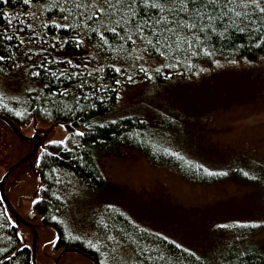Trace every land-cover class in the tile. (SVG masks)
<instances>
[{
    "label": "trees",
    "instance_id": "trees-1",
    "mask_svg": "<svg viewBox=\"0 0 264 264\" xmlns=\"http://www.w3.org/2000/svg\"><path fill=\"white\" fill-rule=\"evenodd\" d=\"M262 8L264 0H0V76L19 71L27 85L24 97L0 95V114L20 126L60 123L76 133L70 148L50 143L36 162L42 185L35 207L53 228L43 236H53L48 240L56 252L79 246L101 264L98 250L71 239L56 221L65 205L56 191L61 168L88 186L105 183L99 147L130 145L189 181L222 178L176 152L162 130L113 111L126 90L150 76L165 79L220 58L264 56ZM237 229L242 236L257 231ZM136 231L134 243L122 235L134 251L124 264H212L163 236ZM32 251L0 197V264H33ZM225 264H264V252L251 248Z\"/></svg>",
    "mask_w": 264,
    "mask_h": 264
},
{
    "label": "rangeland",
    "instance_id": "rangeland-1",
    "mask_svg": "<svg viewBox=\"0 0 264 264\" xmlns=\"http://www.w3.org/2000/svg\"><path fill=\"white\" fill-rule=\"evenodd\" d=\"M23 78L19 71L0 76V95L24 97ZM120 102L114 116L135 115L150 123L166 133L176 152L222 178L212 183L189 181L130 145L99 147L96 155L106 179L102 186H88L63 168L58 172L56 191L65 205L56 221L69 237L98 250L101 264H124L134 258L122 235L134 243L136 228L174 241L212 264H225L251 248L264 252V56L220 58L165 79L150 76L126 90ZM50 126L31 121L21 128L32 136L35 128L46 131ZM53 127L47 146L63 141L70 148L76 133L63 124ZM28 148V142L0 120V179ZM29 168V162L23 164L7 180V186H13L8 188L33 194V199L22 200L25 211L40 195L37 182L27 176ZM18 179L27 183L17 187ZM18 197L12 194L15 201ZM32 221L39 236L37 264H55L62 251L54 250V239L48 240L53 236H43L53 228L40 216ZM234 225L257 231L242 236ZM20 231L22 243L32 247V226L21 223ZM73 263L89 261L76 252L59 260Z\"/></svg>",
    "mask_w": 264,
    "mask_h": 264
},
{
    "label": "water",
    "instance_id": "water-1",
    "mask_svg": "<svg viewBox=\"0 0 264 264\" xmlns=\"http://www.w3.org/2000/svg\"><path fill=\"white\" fill-rule=\"evenodd\" d=\"M0 120L7 125V127L9 129H11L13 131V133L15 134L16 137H18V139H21L22 141H24V143L28 142L29 145V152L27 155H25L24 157L20 158L17 160L16 163L10 165L7 167L6 169V173L4 174V176L0 179V197L2 199L3 205H5L6 209H7V213H11L14 216L15 219V223L16 226L18 227V231L21 236V231H20V224L23 223L25 225L28 226H32L33 229V233L35 236L34 239V243L32 245L33 247V251H32V263L33 264H37V257H36V251H37V247H36V243H37V239H38V232L37 229L35 227V225H33V219H39V214L36 211H31L30 213H28L26 216L22 215L21 212L19 211V208H21L22 206V199L26 198V199H33V194H28V195H24V196H19V198H17L16 202L13 203L11 201V199L9 198L8 194H7V190L8 187H13L11 186H7V180L10 177V175H12V173H14V171L22 166L23 164L26 163H30V168L28 169L27 172V176L29 179L33 178L35 180V182H37V188L39 189L40 192V188H41V182H40V173L39 171H37L36 169V162H37V157H38V152H39V148L45 149V142L48 139V136L50 134V132L53 131L54 127L56 124H60V123H56V124H52L48 130L46 131H40V129H36V133L32 136H26L23 131L22 128H20V126L18 125V123L16 121H14L12 118L8 117L7 115H3L0 114ZM37 124H35L36 126ZM48 131H50L48 133ZM44 132L45 136H41L40 133ZM27 180L26 179H18V181H15L14 184L18 187L21 186L23 184H26ZM40 194V193H39ZM39 198V195H36L34 199ZM23 239V237H22ZM22 245H25L22 243ZM67 252H76L78 254L81 255H85L82 251H80L79 248L75 247H69V248H64V250L59 254V257L55 260V264H59V260L62 257V255H64ZM88 256L89 255H85ZM93 264H97L93 258H91ZM74 264V263H73Z\"/></svg>",
    "mask_w": 264,
    "mask_h": 264
},
{
    "label": "flooded vegetation",
    "instance_id": "flooded-vegetation-1",
    "mask_svg": "<svg viewBox=\"0 0 264 264\" xmlns=\"http://www.w3.org/2000/svg\"><path fill=\"white\" fill-rule=\"evenodd\" d=\"M50 140V139H49ZM47 143H49V141L47 142ZM47 143H46V145H47ZM48 149V148H47ZM50 149H48V151H49ZM50 152V151H49ZM7 194H8V196H9V198L13 201V202H15V200L12 198V194H17V195H22L23 193H20L19 192V190H16V189H13V188H8V190H7ZM25 195H28V194H26V193H24ZM23 194V195H24ZM41 198H43V199H46V197L45 196H41ZM40 198V199H41ZM31 203L33 204V207H31L30 208V210L29 211H25V210H23V207L22 208H20L19 210H20V212H21V214L22 215H26L27 213H29L30 211H32V210H34V211H36L37 213H39V211H38V209L35 207V200H31ZM41 219H42V222H43V216L41 215ZM44 223V222H43ZM75 247H77V248H79L80 249V251H82L85 255L87 254V255H89V257L88 256H85V255H81L82 257H83V259H87L88 261H89V264H93V262H92V260H91V258H93V260L97 263V264H99V262H98V259L96 258V256L95 255H92L91 253H89L87 250L85 251V250H83L82 248H80L79 246H75ZM74 247V248H75ZM63 250V249H62ZM62 250H59V251H62Z\"/></svg>",
    "mask_w": 264,
    "mask_h": 264
},
{
    "label": "snow or ice",
    "instance_id": "snow-or-ice-1",
    "mask_svg": "<svg viewBox=\"0 0 264 264\" xmlns=\"http://www.w3.org/2000/svg\"><path fill=\"white\" fill-rule=\"evenodd\" d=\"M261 11H264V8H262ZM5 15H7V14H5ZM53 23H56V22L53 21ZM64 27H68V25H64ZM113 31H115V29H113ZM51 143H56V141H51ZM59 143H63V141H60ZM197 167H200V166L197 165Z\"/></svg>",
    "mask_w": 264,
    "mask_h": 264
}]
</instances>
